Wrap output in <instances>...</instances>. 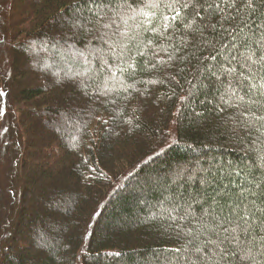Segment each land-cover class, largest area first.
Returning <instances> with one entry per match:
<instances>
[{
  "label": "trees",
  "instance_id": "obj_1",
  "mask_svg": "<svg viewBox=\"0 0 264 264\" xmlns=\"http://www.w3.org/2000/svg\"><path fill=\"white\" fill-rule=\"evenodd\" d=\"M0 264H264V0H0Z\"/></svg>",
  "mask_w": 264,
  "mask_h": 264
},
{
  "label": "rangeland",
  "instance_id": "obj_2",
  "mask_svg": "<svg viewBox=\"0 0 264 264\" xmlns=\"http://www.w3.org/2000/svg\"><path fill=\"white\" fill-rule=\"evenodd\" d=\"M16 19H18V18H16ZM15 20V19H14ZM33 60V59H32ZM35 62V61H34ZM20 69V68H19ZM35 68L34 67H32V66H30V68H29V70H33V74H30L29 75V81L27 82V80H26V84H30L31 82L33 83V85H37V86H39L38 84L40 83V81L39 82H36V81H34V78H36V79H38V76H40L35 70H34ZM29 86H31V84L29 85ZM41 86V85H40ZM86 97V96H85ZM84 98V96H82V98L81 99H83ZM75 101H76V103H75ZM80 100H79V98L78 99H76V100H73V101H70V105L68 104L67 106H65V107H62L63 109V113H64V115H63V117L65 118L67 115H68V113L70 112V110L72 111V116H68L69 118L71 117L72 118V120H73V122L74 123H76V122H78V118L80 117V115H79V109H78V105L80 104V106H82V102H79ZM83 101V100H82ZM66 105V104H65ZM59 106H62L61 104L59 105ZM66 121L67 122V120L66 119H62L61 121V125L58 127V126H48V125H39L37 128H36V130H35V132H34V138L35 139H37V140H40L39 138H41V142H40V144H39V146L37 147L38 149H37V151L39 152V149H40V147H41V150L43 149V152L45 151V152H48V149H45L44 147L46 146V144L48 143V140H49V137L51 136V139L52 140H57L58 138L57 137H59V135H66V133L68 132V129H66L65 127H64V125H63V121ZM68 134V133H67ZM31 151H33V150H31ZM36 151V150H35ZM40 155V156H39ZM38 155V162H40L41 161V156L43 157V155H42V153H40ZM33 163V165H35V160L32 162ZM40 163H38V165H39ZM32 164L30 165V166H33ZM30 169L32 170L33 168L32 167H30ZM36 175H37V173H36ZM40 205V204H39ZM42 248V252H43V255H46V247H44V246H42L41 247Z\"/></svg>",
  "mask_w": 264,
  "mask_h": 264
},
{
  "label": "snow or ice",
  "instance_id": "obj_3",
  "mask_svg": "<svg viewBox=\"0 0 264 264\" xmlns=\"http://www.w3.org/2000/svg\"><path fill=\"white\" fill-rule=\"evenodd\" d=\"M249 4H251V0H249ZM187 6V5H186ZM175 17H173V19H174Z\"/></svg>",
  "mask_w": 264,
  "mask_h": 264
}]
</instances>
